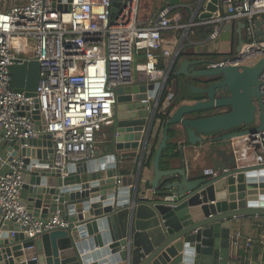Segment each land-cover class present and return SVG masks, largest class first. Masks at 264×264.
I'll return each instance as SVG.
<instances>
[{
  "label": "water",
  "instance_id": "obj_1",
  "mask_svg": "<svg viewBox=\"0 0 264 264\" xmlns=\"http://www.w3.org/2000/svg\"><path fill=\"white\" fill-rule=\"evenodd\" d=\"M64 1L58 8L66 12L71 0ZM126 1L112 0L111 18ZM204 1H199L193 19H210L216 13L218 0H209L200 13ZM167 2L177 5L179 0H164L163 6ZM243 27L238 23L234 29L233 23H226L219 40L172 57L167 78L176 76L175 85L183 96L181 103L169 107L148 188L142 186V158L168 80L139 78L114 89L112 142L106 153L97 152L90 161L67 164L61 170L51 166L50 135L6 140L12 150L8 160L22 159L26 196L21 202L33 217L46 221L50 214H58L68 226L28 240L0 217V264H231L230 238L236 220L264 217V165L238 167L226 146L231 138L264 130V57L251 65L208 68L209 59L189 58V54L229 53L233 32L242 42ZM255 30L264 42V19L255 21ZM169 97L172 100L174 94ZM32 118L43 130L37 110ZM170 127L186 138L180 145L181 157L184 148L199 154L207 144L212 149L209 155L219 156L217 169L222 172L214 178H193L184 167L161 169ZM127 150H140L134 176L119 175V152ZM9 230L16 231L13 237H8ZM30 245L33 248L26 249ZM34 256L36 261L31 260Z\"/></svg>",
  "mask_w": 264,
  "mask_h": 264
},
{
  "label": "built area",
  "instance_id": "obj_2",
  "mask_svg": "<svg viewBox=\"0 0 264 264\" xmlns=\"http://www.w3.org/2000/svg\"><path fill=\"white\" fill-rule=\"evenodd\" d=\"M65 2L0 0V139L27 140L40 134L50 135L53 168L62 170L67 164L96 157L99 134L115 122L114 89L133 84V70L147 82L168 80L170 61L180 49L164 48L163 32L188 31L208 24L211 32L207 41L212 42L219 40L226 23H233L234 29L240 23L244 25L242 42L234 31L229 53L201 56L210 60L208 68L251 65L250 60L256 62L264 57V42L258 40L255 30V21L264 19V0H218L212 18L199 23L193 18L184 22L174 5L165 6L145 26L137 20L139 0L126 1L114 18L110 17L112 0H71L66 12L58 8ZM29 40L33 45L28 44ZM26 50L32 52L31 56L20 57L21 51ZM138 52L144 55L142 63L135 62ZM160 59L165 60L164 69L158 67ZM29 61L38 64L34 96L11 86V67ZM171 77L172 81L164 85L169 94L176 79L173 73ZM169 94L161 106L163 113L171 105ZM35 110L45 126L43 130L37 129L32 118ZM228 146L238 167L264 165V130L231 138ZM10 156L11 153L7 157ZM7 157L0 156V165L10 167L8 173H0V217L15 225L28 240L45 231L67 227L68 222L58 214L44 221L29 213L21 202L22 159L9 161ZM221 172L208 167L198 174L214 178ZM15 232L9 230L8 237ZM230 245L248 248L251 241L236 231ZM31 248L33 245L26 247ZM36 259L34 256L31 260Z\"/></svg>",
  "mask_w": 264,
  "mask_h": 264
},
{
  "label": "crops",
  "instance_id": "obj_3",
  "mask_svg": "<svg viewBox=\"0 0 264 264\" xmlns=\"http://www.w3.org/2000/svg\"><path fill=\"white\" fill-rule=\"evenodd\" d=\"M20 2H23L24 0H19ZM61 0H56V2H59ZM200 0H198L196 8L198 6ZM141 2H142V8H141ZM205 4V3H204ZM164 5V0H139L138 3V16L137 20L140 25H149L152 23V21L155 20L156 15L160 9H162L165 6H173L169 2ZM177 9L178 12L181 14L183 13L184 17L181 14L182 21L188 22L190 19H192V16H194V11L196 8H190L189 3L187 2H181L179 0V3L174 5ZM185 6L180 9V7ZM206 6V4H205ZM205 11L204 5L201 9L200 13H203ZM119 14V13H118ZM189 17L188 19H185L186 17ZM195 22H203L199 17H196L193 19ZM192 29V28H191ZM185 31L184 29H179V30H169L165 31L162 33V46L167 49H174L179 47L180 52L184 53L187 52L188 49L194 48V47H203V46H208L211 44V42L205 40H195L191 34L192 30ZM28 44L33 45V41L29 40L27 41ZM31 51L26 50V51H21L20 57H30L31 56ZM202 55L201 53H192L189 54V58H200ZM196 56V57H195ZM170 60V59H169ZM169 60H168V65H169ZM165 60L160 59L159 65L161 64L162 67L161 69L165 68ZM135 62H144V56L142 55V52H138L135 56ZM160 68V67H159ZM11 86L15 89H22L24 91H27L29 93L33 92L35 90L37 80H38V64L35 61H29L25 62L23 64H16L11 67ZM135 80L142 78L141 76H138L136 74L134 76ZM174 94V97L172 100H170V104L175 103H181V97L183 96L180 91L178 90V87L174 85L171 88V91ZM185 102V101H184ZM190 101H186V103H189ZM168 107V104L166 105V108ZM105 136V133L98 136L97 140ZM179 142L181 143L180 145H185V140L186 138L184 136L180 137L178 136ZM228 144L226 143V146ZM107 144H104V147L98 148L97 145V152H100V154H104L105 148ZM185 147V146H184ZM199 148V147H198ZM192 148H184L183 149V155L182 157H178L177 159L173 160L171 162V165L169 168H181L184 167L186 170V173L188 177H193V178H199L198 172L204 168H215L217 169V159L219 156L216 158L212 157L209 155L210 151V146L203 145L199 148L200 152L194 153L192 151ZM140 150L134 151V150H127V151H120L119 155L124 156L127 154H134L136 155L137 158H139V153ZM9 153H12V150L9 149L8 145L5 144V140L0 139V156L1 157H7ZM106 153V152H105ZM229 154V152H228ZM8 158V157H7ZM183 159V162H182ZM10 171L9 166H1L0 165V173H8ZM120 175V173H119ZM135 172L127 175V176H134ZM122 176V175H120ZM152 178V168H143L142 170V175H141V181H142V186L148 188V185L150 186V180ZM175 177L170 178L166 182H170L171 180H174ZM26 196V191L22 189L21 192V197L23 198ZM53 214H50L51 216ZM235 230L232 231V235L236 231H240L243 239H249L251 241V246L246 248L244 246L240 247H234L231 246L230 250V257H231V264H264V217H248V218H242L240 220H236V223H234ZM97 234H101L100 231H98ZM95 236V235H93ZM263 242V243H262ZM98 250V249H95ZM244 253L245 255L242 256L240 253ZM91 253V251L89 252ZM88 253V254H89ZM99 262V261H96Z\"/></svg>",
  "mask_w": 264,
  "mask_h": 264
},
{
  "label": "trees",
  "instance_id": "obj_4",
  "mask_svg": "<svg viewBox=\"0 0 264 264\" xmlns=\"http://www.w3.org/2000/svg\"><path fill=\"white\" fill-rule=\"evenodd\" d=\"M187 16L185 19H188ZM191 34L195 40H205L208 38L210 32H211V26L208 24L204 25H197L191 29ZM143 55V53H142ZM144 56V55H143ZM158 67H162V65L158 64ZM172 81L171 75L168 77V83ZM168 91H163L162 95L160 96L157 109L154 114V120L149 132V135L147 137L145 151L142 158V164H141V173L143 168H150L152 164L153 154L154 151L159 143V140L161 138V131L163 128L164 123L169 117V111L168 108L166 113H163L161 111V106L168 96ZM172 105H175V103H172ZM180 142L177 137V133L174 127H170L168 130V139H167V145L162 151V155L160 157V168L165 170L170 167V164L173 160L177 159L181 155L180 151ZM138 164V158L134 154H127L124 156H121L119 159V173L120 175H130L136 171ZM240 255L244 256V253L239 252Z\"/></svg>",
  "mask_w": 264,
  "mask_h": 264
},
{
  "label": "rangeland",
  "instance_id": "obj_5",
  "mask_svg": "<svg viewBox=\"0 0 264 264\" xmlns=\"http://www.w3.org/2000/svg\"><path fill=\"white\" fill-rule=\"evenodd\" d=\"M142 1V0H141ZM181 2H187V3H189V7L190 8H196V5H197V2H198V0H180ZM141 8H142V2H141ZM183 7H185V6H182V7H180V9L182 10V8ZM184 9V8H183ZM181 14H182V16L184 17V15H183V13L181 12ZM255 61L254 60H250V63L251 64H253ZM138 63H140V62H138ZM198 67H200V66H198ZM133 69H134V67H133ZM133 75L135 76L136 75V73H135V70H133ZM153 103V102H152ZM104 130H105V136H103L102 138H100L99 140H97V142H96V145H97V147L98 148H102V147H104V144L106 145H110L111 144V142H112V132H113V130H114V124H112V125H107V126H105L104 127Z\"/></svg>",
  "mask_w": 264,
  "mask_h": 264
}]
</instances>
